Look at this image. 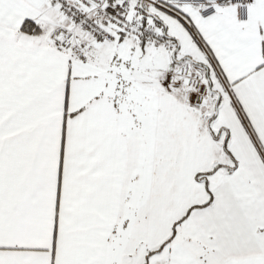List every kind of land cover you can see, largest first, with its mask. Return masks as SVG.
Instances as JSON below:
<instances>
[{
  "label": "snow or ice",
  "instance_id": "snow-or-ice-1",
  "mask_svg": "<svg viewBox=\"0 0 264 264\" xmlns=\"http://www.w3.org/2000/svg\"><path fill=\"white\" fill-rule=\"evenodd\" d=\"M0 264H264V0H0Z\"/></svg>",
  "mask_w": 264,
  "mask_h": 264
}]
</instances>
